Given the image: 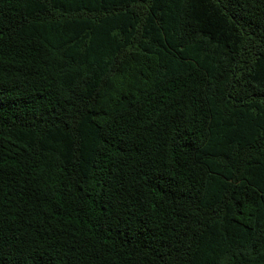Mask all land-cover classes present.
I'll list each match as a JSON object with an SVG mask.
<instances>
[{"label": "trees", "instance_id": "1", "mask_svg": "<svg viewBox=\"0 0 264 264\" xmlns=\"http://www.w3.org/2000/svg\"><path fill=\"white\" fill-rule=\"evenodd\" d=\"M0 264H264V0H0Z\"/></svg>", "mask_w": 264, "mask_h": 264}]
</instances>
